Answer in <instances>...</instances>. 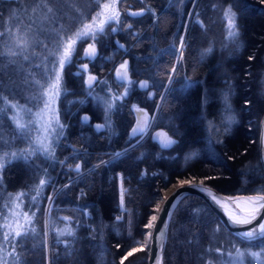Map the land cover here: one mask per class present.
Instances as JSON below:
<instances>
[{
  "label": "trees",
  "instance_id": "1",
  "mask_svg": "<svg viewBox=\"0 0 264 264\" xmlns=\"http://www.w3.org/2000/svg\"><path fill=\"white\" fill-rule=\"evenodd\" d=\"M103 2L113 5L111 13L119 12V23L104 25V34H99L95 41L94 59L83 56L89 38L76 42L72 63L62 73L58 110L59 123L65 127L62 134L58 135L59 129L53 134L54 157L37 152L31 162L14 160L0 173V259L7 264H48L49 260L51 264H120L132 248L140 247L148 230L144 225L162 191L180 177L204 181L225 193H264V169L259 154L260 122L264 114V2L176 0L169 6L168 0H115V3L92 0L91 12L97 11ZM230 5L238 14L240 35L235 41L228 38L227 17L223 15ZM12 6L16 16L25 13L31 22L43 18L34 17L40 11L26 10L28 6L51 7L50 0H0V20H5ZM142 9V16L130 15ZM47 14L51 18L45 14L43 26L49 31L50 46L64 34L51 25L55 15L50 11ZM197 20L203 22V27ZM94 23L99 26L97 17ZM129 24L131 29L127 27ZM112 28L117 29L116 34ZM134 30L139 35H134ZM181 36L186 47L182 64H178L177 55L167 53L173 45L179 49ZM117 41L124 47L119 48ZM210 46L212 51L202 56ZM55 48H48L46 53L48 68L55 59ZM161 49L166 54L160 55ZM6 61L0 55L3 84L12 75V69H6L3 63ZM124 61L128 63L131 84L120 81L116 74ZM85 64L87 69H82L81 75L71 71ZM44 65L45 59L28 69L33 68L30 72L36 75L34 70L38 68L40 78L50 82L55 72H46ZM174 65L177 73L171 71ZM13 66L17 69L16 63ZM84 73L96 77L91 88L84 82ZM170 74L174 75L173 91L166 92ZM185 77L194 83L191 89L182 92ZM142 79L149 80L148 89L155 91L153 98L146 89L139 88ZM229 88L237 122L225 132L228 113L222 97ZM126 89L128 94L115 101L107 117L109 126L97 131V124L106 123L104 101H112ZM19 91L3 96L16 104H25V108L43 100L42 92L29 98ZM135 107L148 109L154 118L150 132L137 144L136 139L130 138L136 120ZM85 116L89 118L87 123L82 121ZM8 132L10 139L7 146L0 148V158L4 153L35 147L32 131L28 136H20L13 125ZM161 134L177 143L162 147L158 140ZM125 149L126 154L112 158L114 153H124ZM109 160L110 163L101 164ZM59 161H65L64 165ZM76 164L81 165L79 174L69 168L71 165L74 169ZM40 179L49 182L37 195ZM56 189L50 202L47 197ZM11 191L23 192L21 199L25 201L21 209L29 211L28 229H34L13 239L16 255H12L11 238L4 240L1 226ZM195 210H200L199 214ZM65 228L74 230L75 237L57 235ZM257 244L264 245V241L238 238L203 198L191 194L182 199L174 212L163 264H221L219 257L224 258L226 252ZM148 250L149 247L133 253L124 264H147Z\"/></svg>",
  "mask_w": 264,
  "mask_h": 264
},
{
  "label": "snow or ice",
  "instance_id": "2",
  "mask_svg": "<svg viewBox=\"0 0 264 264\" xmlns=\"http://www.w3.org/2000/svg\"><path fill=\"white\" fill-rule=\"evenodd\" d=\"M169 2V6H171L172 4H174L176 2V0H168ZM181 3H183V0H180ZM262 2H264V0H262ZM113 3H115V0H113ZM113 7L112 4L109 3H105L102 5V8L104 10H109ZM149 12H152L154 14V10L151 8L147 9ZM144 14V10L142 9L140 12H133L130 15L133 17H139L142 16ZM119 12L117 11H112L111 15L107 16L106 20L101 21V23L99 24V26L97 27H93V24H84L82 29L77 30L74 33L75 39H73L72 36H59L58 38V50L56 52L53 53V56L55 57V59L52 61V67L48 68L47 65V58H45V65L44 68L47 71H54L55 75L52 78V82H50L48 84V87L46 89L43 90L42 95L44 97H46L45 99V104L44 107L45 108H49L50 102L53 98V96H58L60 94V90H61V86H62V72L63 69L65 68L66 64L71 62V55L72 52L74 51V45L76 44V42L78 40H83L85 38H91L93 40L92 44H89L88 49L85 50V55L89 58V59H94L96 56V49H95V41L96 38L99 34H104V25L106 23H110L112 21H115L116 23H119ZM191 15V13L189 14ZM199 15V13H197V16ZM223 15L225 17H227V23H228V38L235 41L237 40V38L240 35L239 32V25L237 23V19H238V14L234 11H232V6L230 5L228 7V9L226 11H224ZM93 21H95V17L93 18ZM197 23H199L201 25V27H203V22L197 20ZM127 27L129 29L132 28V25H127ZM111 31L113 33H115L117 31L116 28H112ZM5 35V33L0 32V36ZM134 35H139V34H134ZM180 40V45H179V49L175 48V45L172 46V50L170 53L167 54H171V55H177V63L178 64H182V59H183V49L186 47V43H185V39L183 36L179 37ZM117 45L119 48H123V45H120L119 42L117 41ZM23 47H27V42L23 43ZM44 47H47L46 45H44ZM212 51L211 46L207 49H205L204 53H202V56L205 54H208ZM160 55H164L166 54V51L161 49L160 50ZM0 55H5V53H0ZM6 55H8L9 57H13L16 56L17 53L16 52H12L9 51L8 53H6ZM25 60L28 59L27 56L24 57ZM249 59H251V57H249ZM10 63H15V61L10 60ZM126 65H127V61H125L123 64L120 65L121 69H126ZM39 67V66H37ZM82 69L86 70L87 69V65H82ZM172 73H177V68L174 65L172 68ZM0 72H4L3 68H0ZM6 75V72L4 73ZM118 76L119 79H121V81L123 82L126 78H127V72L125 71L123 75H119V70H118ZM96 80V77L90 76L87 83L89 88L92 87V83L93 81ZM13 83L10 81V84ZM30 83H32V81H30V79H25L24 80V84L26 86H30ZM128 83H132L131 81H128ZM139 85L143 88H148V81H142V82H138ZM172 83H174V75L170 74L168 77V85L165 86V91L166 92H172L173 89L171 88ZM193 81L191 80L190 77H185L184 79V83L181 85L180 91L182 92H186L189 89L192 88L193 86ZM34 84L37 86H40L41 88H43V85H40V81L39 80H35ZM5 85L3 84L2 81H0V119H3L8 107V103H7V97L3 96V91L5 90ZM9 91H11V88H8ZM230 91L231 89L229 88L227 91H225L223 93V102H224V109L225 111L228 113V115L225 118V128L224 131L228 132L231 129L232 124L237 122L236 116L232 110L231 107V103H230ZM91 94V93H90ZM128 94V90L126 89L125 92L121 95V96H117L114 97L112 101H104L105 103V116H106V123L105 124H97L95 127L97 129V131H100L102 129H104L105 127H108L110 124V121H107V117L109 115V113L113 110V108L115 107V101L116 100H121L123 99L124 96H126ZM153 94L149 93V97H151ZM161 98L163 99V95H161ZM97 99H102L100 97H97ZM207 97L204 98V103L207 102ZM10 107L14 110H16V114L13 115L10 119L12 121V123L14 124L15 127V131L16 133H18L20 136H28L30 134V128L32 127V122H22L19 118V112L21 110H23V106L21 105H17V104H11ZM157 107L159 108V105H157ZM139 111H143L141 109H138ZM30 111V110H29ZM42 111V110H41ZM37 115L39 116V118L41 120H44V123L42 125L43 130L45 135H43L41 138H37L34 141H32V144L35 145V147H31L30 149H22L18 152H11V153H4L3 154V158H0V173H2V170L6 167L7 164L11 163L14 160H22L25 163H29L32 161V158L36 155L37 152L43 154L44 156H46L47 158H53L54 157V152L55 149L53 147V143L50 140V134L53 132L57 131V128L52 127L53 123H55L59 129V134H62L63 129H64V125L59 123V117L58 115L55 116L54 118L49 116L46 120L44 119L43 116L40 115V113H37ZM146 115V114H145ZM88 117H83L82 121L87 123L88 121ZM154 119V118H153ZM148 127V122L147 119L144 120L143 124H141L138 128H134L133 129V133L140 135L142 138V133L144 132L145 128ZM174 135L176 134L175 132L173 133ZM0 142H4L7 143L6 141H3V135H2V126H0ZM137 143H139V141H137ZM177 143V141L172 140L170 137H168L164 143L162 144V147H171L173 144ZM132 147H135V145H132ZM76 150L74 149V152ZM128 151V149L124 150V153H114L113 154V159H118L120 158L123 154H126ZM192 155H196L195 153H193ZM188 157H186L187 159ZM67 159V158H65ZM111 160L109 161H101V164H108L110 163ZM59 163L61 165H64L65 161H59ZM100 165H96L95 167H99ZM70 170L75 171L77 174L80 173L81 171V165L80 164H76L74 169L71 167V165H69ZM44 173L47 174V170L43 169ZM0 179H2V176H0ZM206 179H212L211 177H208ZM49 181L46 179H40L39 180V185L37 187V195L40 194V190L43 189V187L46 186V184ZM184 183H188V184H192L193 182L190 181H181V184L183 185ZM201 186L204 185V181H200L199 182ZM64 187H68V185H64ZM23 194H18L19 196H22ZM33 199L35 200L36 197H33ZM47 199L51 202L53 200V197L49 196L47 197ZM167 199V198H165ZM210 199L213 203L219 205L222 203V201L220 199H218L215 195H211ZM249 204L251 205V207L249 209H247L244 212L243 218L239 215H235L233 213H228L229 217H230V222L234 225H243V224H251L253 220H255L257 218V215H259L260 209H264V195H258L255 197H247L245 198ZM123 200H124V191L122 189L121 192V204L123 205ZM7 207V206H5ZM172 207H175V204L172 205ZM157 212L160 211L159 207H157L156 209ZM200 210H195L196 214H199ZM33 216L35 215V213L32 214ZM25 216V221L26 223L30 224L31 223V218L28 217L27 213H24ZM169 218L171 217V212L168 213ZM5 220H7V217H4ZM63 219H68L67 217L63 218ZM117 220H120L121 217H117ZM158 220V216L157 215H152L149 219V222L147 224L144 225L145 229H153L155 227V223ZM5 227H10V225L5 224ZM19 227L23 228V225H18ZM166 228H167V221L164 222V227L160 230V232L157 234V240L158 241H163L165 238V234H166ZM28 231H34V229H25L23 232L20 231H16L13 239H15L16 237H20V236H26L28 234ZM9 233H5L4 234V240L7 241L9 239ZM58 236H65L67 235L68 237H75V232L74 230L70 229V228H65L62 230H59L57 233ZM238 236H240L243 240H246L248 242H252V241H257V240H262L264 241V219L261 220V222L254 226L253 228L247 230V231H243V232H238L237 233ZM152 239V232L149 231L145 234V240L144 243L140 246V247H134L131 249V251H129L124 257H122L120 264H124V260L127 259L128 256L133 255V253L137 252V251H143L147 248L149 242ZM139 243V242H137ZM66 247L70 248V244L68 241H65ZM161 247H163V244L161 243L160 245ZM217 252L220 251V249H216ZM12 255H16L15 254V248H13V253ZM230 257V264H244V259L245 257H251L252 260L256 261L257 264H264V245L261 246L260 251L257 252H253L250 249H245V250H241L239 248L235 249V253H229L228 254ZM16 260L19 261V256H16ZM2 264H7V261H3ZM48 264H51V260H49ZM156 264H161V258L158 256L157 260H156Z\"/></svg>",
  "mask_w": 264,
  "mask_h": 264
},
{
  "label": "rangeland",
  "instance_id": "3",
  "mask_svg": "<svg viewBox=\"0 0 264 264\" xmlns=\"http://www.w3.org/2000/svg\"><path fill=\"white\" fill-rule=\"evenodd\" d=\"M105 3L107 2H103L101 5ZM50 6L51 7L49 8L43 6L40 8H38L39 6L27 7L26 10L33 9L40 11L39 13L34 14L35 15L34 17L38 19H40L39 17L43 18L41 19L40 22L39 21L31 22L29 20V16L25 13L24 14L20 13V15L16 16V14L14 13L13 6L8 9L7 14L5 15V20L3 21V18L0 20V32L5 33V35L0 36V50L2 53H5V55L3 56H5V59H7V61L3 63L5 64L6 69L7 68L12 69V75L11 77L7 78V81H5L6 84L4 85L6 87L2 94L10 95L11 93L15 92L16 89H19L20 90L19 92H21L23 95L27 94L29 98H32V97H36L37 93L43 92V90L48 87V84L52 82V79L49 82L47 79L40 78V70L38 68L34 70L37 77L34 73L30 72L33 70V68L28 69L30 65L36 63L39 65L45 59L46 53H49L48 48L49 50H51L52 48L56 47L55 51L58 50V40H54V44H53L54 46L53 45L49 46V43L47 42V34L49 35V31L46 32L43 25H45V18H44L45 14L48 16L49 19L51 18V16L47 14L48 11H50L51 14H54L55 15L54 18L56 19V20H52L51 25L59 29L62 32V34H64L65 37L72 36L73 39H75L74 33L77 30L82 29L84 24H93V27H95V23L93 21L94 17H97L98 24H100L101 21L107 19L108 15H111V10L110 9L104 10L102 6L97 11L92 13L91 12L92 0H50ZM1 11L2 10H0V12ZM76 26L77 27L80 26V27L77 28ZM39 28L42 29L39 30ZM88 41H92V39L89 37V39L86 42ZM24 42H27L26 48L23 47ZM86 42L85 44H88ZM44 45H46L47 47H44ZM75 46L76 44L74 45V50H75ZM9 51L16 52L17 55L13 57H9L8 55H6V53H8ZM25 56L28 57L27 60L24 59ZM71 59H72V55H71ZM10 60L15 61L17 65V69L16 66H13V63H10ZM123 63H120V65ZM25 79H30V81H32V83H30L29 89H27L28 86L24 84ZM35 80H39L40 85H43V88L35 85L34 84ZM10 81L13 83L10 84ZM9 87L11 88V91L8 90ZM21 93L20 95L22 96ZM59 96L60 94L58 96H53L49 108L44 107L46 97H44L43 95L41 98L43 100H41L40 103L37 104L34 103V107L27 106L25 108L24 106L25 104H21V106H23V110L19 112L18 118L22 122H32V127L30 128V131L33 132L34 140L37 138H41L43 135H45L42 127L44 120H41L37 115V113H40V115L43 116L45 120L49 116L53 118L57 115L58 117L60 116L58 110ZM10 100L11 99L9 98L7 100L8 106H10L13 103L16 104L15 102H12ZM139 108L140 107H135V110H138ZM15 114H16V110L12 109L11 107L9 109L7 108L4 118L0 119V126H2L3 141L7 142V143L0 142V148L8 145V141L10 139V134L8 130L10 126L12 128L14 125L10 118ZM59 122H60V117H59ZM52 127L58 129L55 123H53ZM54 133L55 132L50 134L51 141L53 139ZM56 191L57 189L54 191V193H56ZM21 193L23 192L21 191L19 193H16L14 195V198H12L6 204L7 206L5 207L6 214L4 215V217H7V220L3 218L4 221L1 223L4 233H9L10 235H12L15 234L16 231L21 232L24 229H27V226L29 225L28 223H26L24 216V213L28 214V211L26 209L24 210L21 209L22 206L21 203L24 202L25 199L24 198L21 199L22 196H19V198H17L18 194ZM164 196L165 194L163 193L162 198L159 199H163ZM51 197H53V194ZM156 203H160V200H157ZM156 203L154 206H156ZM155 215H158L157 211L155 212ZM29 216L30 214H28V217ZM5 224L10 225V227H5L4 226ZM18 225H23V228L19 227ZM49 230H51V227L49 228ZM149 231H151V229H149L147 232ZM238 248L241 250L250 249L253 252H257L260 251L261 246L258 247L249 246L244 248L243 247H238ZM230 252L234 254L235 250L226 252V254H224V258H222V255L219 257V260L222 261L221 264H230V257L228 255ZM0 264H2L1 259H0ZM244 264H257V262L252 260L251 257L246 256L244 259Z\"/></svg>",
  "mask_w": 264,
  "mask_h": 264
},
{
  "label": "water",
  "instance_id": "4",
  "mask_svg": "<svg viewBox=\"0 0 264 264\" xmlns=\"http://www.w3.org/2000/svg\"><path fill=\"white\" fill-rule=\"evenodd\" d=\"M134 33L136 34L137 31L134 30ZM119 44L122 45V42H119ZM124 72L125 71L123 70L120 75H123ZM130 80H131V75L130 73L127 72V78L124 81L128 83V81ZM142 81H148V85L150 86L148 79H142L139 82H142ZM138 86L141 89L149 88V87L143 88L139 85V83H138ZM141 110L143 111H139V110L136 111V120L130 130V138L136 139L135 144H137V141L140 142L151 130L150 112L144 108H141ZM145 119H147L148 127L145 128L144 132L142 133V138H141L140 135L133 133V129L138 128L141 124H143ZM153 121L154 119L152 120V122ZM157 134H158L157 131L154 132L155 136ZM168 137H169L168 135L161 134V137L158 138V140L161 143H164V141ZM259 154H260L261 163L264 169V114L260 122ZM192 182L193 183L191 185L188 183H184L183 185L172 183L166 189L163 190L165 197H164L163 204L160 208V211L158 212V215H157L158 220L154 222L155 227L152 229V239H151L149 250H148L147 264H156V260L158 256L161 258V264L164 263V253H165V249L167 245V237H168V232H169L172 217L179 203L182 201V199H184L188 195L196 194V195H199L201 198H203L208 203V205L215 211V213L218 215L221 222L228 228V230L235 236L239 237L240 239L242 238L237 235L238 232L247 231L253 228L254 226L258 225L261 222V220L264 219V209H260L259 215H257V218L253 220L251 224L234 225L230 222V217L228 215V213H233L243 218L244 212L251 207V205L245 198L255 197L258 195H264V193L231 194V193L222 192L208 183H204V185L201 186L199 183L200 181H192ZM211 195H215L218 199L222 201V203L219 205L213 203L210 199ZM173 204H175V207H172ZM169 212H171L170 218L168 216ZM165 221H167L165 238L163 241H158L157 234L164 227ZM161 243L163 244V247L160 246Z\"/></svg>",
  "mask_w": 264,
  "mask_h": 264
},
{
  "label": "flooded vegetation",
  "instance_id": "5",
  "mask_svg": "<svg viewBox=\"0 0 264 264\" xmlns=\"http://www.w3.org/2000/svg\"><path fill=\"white\" fill-rule=\"evenodd\" d=\"M11 2H13V0H10ZM12 4V3H11ZM117 32V31H116ZM116 32L114 33V34H116ZM86 43H88V44H85V46L83 47V56H85V50L86 49H88V47H89V44H92L93 43V41H88V42H86ZM72 59H73V54H72ZM72 59H71V62L70 63H72ZM125 62V61H124ZM69 64V63H68ZM68 64H66V65H68ZM128 64V63H127ZM66 67V66H65ZM65 69V68H64ZM63 69V70H64ZM118 70H119V75L122 73V71L124 70V71H127L128 70V68H127V65H126V69H121L120 68V66L117 68V70H116V74L118 75ZM73 73H75V74H77V75H81L82 74V67H81V69L79 68H72V70H71ZM63 73V72H62ZM83 77H84V82H85V84H86V86H88V83H87V81H88V79H89V74L88 75H86L85 73L83 74ZM131 82H132V78H131V80H130ZM127 84H129V83H127ZM146 91V93H147V95L149 96V93H152L153 95L150 97V98H153L154 96H155V91L154 90H149V89H146L145 90ZM16 193L14 192V191H11V193H10V200L12 199V198H14V195H15ZM28 214H29V211H28ZM30 217V216H29ZM29 226H30V224L27 226V229L29 228ZM25 230V229H24ZM13 236H14V234H12V235H10L9 237L11 238V241H10V243H11V249L13 250ZM255 242V241H254ZM254 246H256V247H258V246H260V244H257V245H254ZM262 246V245H261ZM236 248H238V247H236ZM235 248V249H236Z\"/></svg>",
  "mask_w": 264,
  "mask_h": 264
},
{
  "label": "built area",
  "instance_id": "6",
  "mask_svg": "<svg viewBox=\"0 0 264 264\" xmlns=\"http://www.w3.org/2000/svg\"><path fill=\"white\" fill-rule=\"evenodd\" d=\"M181 181H190V178L189 177H180V178H178V181L176 182V183H181ZM158 200H160V203H156V206H154L153 207V209H157V207H160V205H161V202H162V199H158ZM155 213H152L151 215H150V217L152 216V215H154ZM150 217L148 218V222H149V219H150ZM147 222V223H148ZM147 233V232H146ZM145 233V234H146ZM144 240H145V236H144V239H143V242H142V244L144 243ZM141 244V245H142Z\"/></svg>",
  "mask_w": 264,
  "mask_h": 264
}]
</instances>
